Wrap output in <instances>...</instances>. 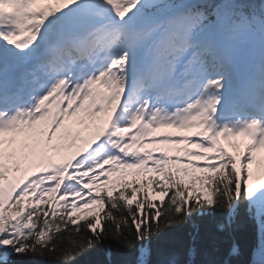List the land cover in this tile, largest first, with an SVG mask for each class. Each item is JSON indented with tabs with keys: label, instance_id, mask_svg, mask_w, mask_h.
Instances as JSON below:
<instances>
[{
	"label": "snow or ice",
	"instance_id": "obj_1",
	"mask_svg": "<svg viewBox=\"0 0 264 264\" xmlns=\"http://www.w3.org/2000/svg\"><path fill=\"white\" fill-rule=\"evenodd\" d=\"M80 113L96 127L70 158L16 164L17 137L47 125L51 142ZM163 128L199 131L153 135ZM236 138L233 154L221 140L237 149ZM156 143L191 147L173 156ZM261 151L264 0H0V264H76L96 249L98 264H197L198 232L158 242L195 217L223 232L240 212L259 230L243 264H264ZM124 169L156 174L162 199L138 198L143 182L117 190L109 178ZM93 205L102 214L74 215Z\"/></svg>",
	"mask_w": 264,
	"mask_h": 264
},
{
	"label": "trees",
	"instance_id": "obj_2",
	"mask_svg": "<svg viewBox=\"0 0 264 264\" xmlns=\"http://www.w3.org/2000/svg\"><path fill=\"white\" fill-rule=\"evenodd\" d=\"M134 172L136 171L131 170L127 172V176L121 175L123 176V178H121L122 180L115 184L117 190L119 189L120 184L125 181L129 182L130 184L131 182L135 181L136 186L138 187L140 186V183L143 182V187L141 188V193L138 195V198H143L146 195L158 203L162 199L159 194V189L157 188L156 190H153L152 186L148 183V177H155V174L145 172L138 175H133ZM124 177L129 178L124 179ZM105 194L106 190L100 192V195ZM96 213L102 214L99 206H96ZM218 219V217H195L193 221L184 227L167 233L158 243L162 247L172 243H191V234L196 231L198 232V239L193 246L197 247L199 252L198 255L187 259L196 261L197 264H199L201 261H213L221 259L227 260L229 264H243V262L248 259V254L251 248L258 243V225L243 212H240L230 224L226 225L225 230L221 232L217 226ZM83 220H81V222H83ZM232 244H235L239 248V256H228L225 254L226 250ZM104 247L116 248V245L115 242H105ZM101 252L102 249L88 251L85 254L77 257L76 264H98V261L102 258ZM38 259L40 261L39 264H58V261L51 257Z\"/></svg>",
	"mask_w": 264,
	"mask_h": 264
},
{
	"label": "rangeland",
	"instance_id": "obj_3",
	"mask_svg": "<svg viewBox=\"0 0 264 264\" xmlns=\"http://www.w3.org/2000/svg\"><path fill=\"white\" fill-rule=\"evenodd\" d=\"M101 88H103V87L101 86ZM102 92H105V91L103 90ZM82 114H83V113H82ZM83 115H84V114H83ZM78 130H79V128H78ZM76 132H77L76 129H74V128L70 127L69 125H67L66 123H64V125H63V126L57 131V133H55V134H56V137H57V136H60V135H64L65 133L70 134L69 137H68V139H66L65 141L62 142V146H67V145L70 144V142H71V138L75 135ZM44 133H45V130H44ZM44 133H43V135H37V138H41V137H43V136H44ZM23 136H24V135H21V136H19V137L16 138V143H15L14 145H12V150H14L18 144H21V143L24 142V140H23ZM90 138H91V136H88L86 139H90ZM53 140H54V139H53ZM186 146L191 147L190 145L179 144V145H175V146H165V147H161V148H158V149L167 150V151L169 152L170 155L175 156V155H177V153H175L174 150H175L177 147H179V148H183V147H186ZM240 150H242V146L240 147ZM240 150H230V149H229L228 151L233 152V154H235L237 151H240ZM191 151L193 152L192 149H191ZM74 152H75V151H67L66 154L62 155V162H64V160L70 158L71 155H72ZM179 155H183V154H182V153H179ZM39 159H44L45 161H48V160L46 159V156H45L44 154H42V153H40ZM259 161L261 162V167H264V151H261V158L259 159ZM253 167L255 168L256 165H253ZM32 170H36V171H38V169H33V168H32ZM126 170H128V169H124V170H121V171H126ZM134 170H138V169H134ZM121 171H120V172H121ZM120 172H119V173H120ZM119 173L115 174V175L112 176V177L117 176ZM18 177H19V175H18V173H17V177H16V178H18ZM16 178H14V180H15ZM94 208H95L94 205H93V206H90L89 209H83V210L81 211V213H76V214H74V215H76V216H80L81 219L86 218V217L91 216L92 214H94V212H95Z\"/></svg>",
	"mask_w": 264,
	"mask_h": 264
}]
</instances>
